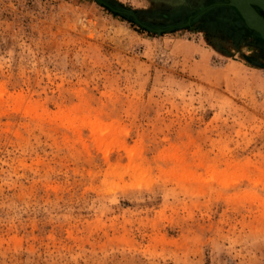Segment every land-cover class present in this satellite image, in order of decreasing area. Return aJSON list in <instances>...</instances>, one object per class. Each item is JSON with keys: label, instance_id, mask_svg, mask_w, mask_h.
<instances>
[{"label": "rangeland", "instance_id": "rangeland-1", "mask_svg": "<svg viewBox=\"0 0 264 264\" xmlns=\"http://www.w3.org/2000/svg\"><path fill=\"white\" fill-rule=\"evenodd\" d=\"M201 4L0 0V264H264V42Z\"/></svg>", "mask_w": 264, "mask_h": 264}, {"label": "water", "instance_id": "water-1", "mask_svg": "<svg viewBox=\"0 0 264 264\" xmlns=\"http://www.w3.org/2000/svg\"><path fill=\"white\" fill-rule=\"evenodd\" d=\"M226 1H227V5L234 11V14L241 19L243 24L248 29L258 34L260 39L264 42V37L261 34L257 33V32H261L262 34L264 33V19L254 10L255 7L259 9L262 13H264V0H226ZM252 16L259 18L261 25L258 24L254 25V22L256 21Z\"/></svg>", "mask_w": 264, "mask_h": 264}, {"label": "flooded vegetation", "instance_id": "flooded-vegetation-1", "mask_svg": "<svg viewBox=\"0 0 264 264\" xmlns=\"http://www.w3.org/2000/svg\"><path fill=\"white\" fill-rule=\"evenodd\" d=\"M226 0H204V2H202L199 11V17L201 19H203L205 16L209 15L213 12L215 13L216 11L222 10L226 8ZM216 9V11H215ZM256 11L260 14V16L264 19V13H262L259 9H256ZM228 28L230 29V33L233 34V38L240 36V37H252L251 34H248V32H246L242 27H239L238 25H236L237 22H239V20L235 19L234 17H232L231 13H230V17L228 18ZM214 22L216 23V20H214ZM213 22V23H214ZM227 28V29H228Z\"/></svg>", "mask_w": 264, "mask_h": 264}, {"label": "bare ground", "instance_id": "bare-ground-1", "mask_svg": "<svg viewBox=\"0 0 264 264\" xmlns=\"http://www.w3.org/2000/svg\"><path fill=\"white\" fill-rule=\"evenodd\" d=\"M252 17H254V19H255V21H256V22H254V25H256V24L261 25V24H260V19H259V18L255 17V16H252ZM257 31H258V30H257ZM257 33L261 34V35L264 37V35H263L264 33H263V34H262L261 32H257Z\"/></svg>", "mask_w": 264, "mask_h": 264}, {"label": "crops", "instance_id": "crops-1", "mask_svg": "<svg viewBox=\"0 0 264 264\" xmlns=\"http://www.w3.org/2000/svg\"><path fill=\"white\" fill-rule=\"evenodd\" d=\"M202 2H204V0H201V3H202ZM212 13H213V12H212ZM232 13H234V12H232ZM236 25H237V24H236Z\"/></svg>", "mask_w": 264, "mask_h": 264}]
</instances>
